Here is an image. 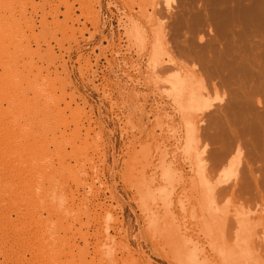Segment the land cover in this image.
<instances>
[{
	"label": "rangeland",
	"instance_id": "1",
	"mask_svg": "<svg viewBox=\"0 0 264 264\" xmlns=\"http://www.w3.org/2000/svg\"><path fill=\"white\" fill-rule=\"evenodd\" d=\"M261 70L264 0H0V264H264Z\"/></svg>",
	"mask_w": 264,
	"mask_h": 264
},
{
	"label": "bare ground",
	"instance_id": "2",
	"mask_svg": "<svg viewBox=\"0 0 264 264\" xmlns=\"http://www.w3.org/2000/svg\"><path fill=\"white\" fill-rule=\"evenodd\" d=\"M242 63H243V61H239V64H242ZM247 64H248V62H247ZM239 83H240V86L246 87L245 84H243L242 82L239 81ZM257 84H258L259 88H264V70H261L259 72V78L257 80Z\"/></svg>",
	"mask_w": 264,
	"mask_h": 264
}]
</instances>
